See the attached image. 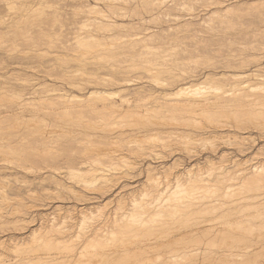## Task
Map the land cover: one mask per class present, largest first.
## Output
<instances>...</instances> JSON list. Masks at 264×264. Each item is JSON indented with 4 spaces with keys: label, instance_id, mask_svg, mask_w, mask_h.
I'll list each match as a JSON object with an SVG mask.
<instances>
[{
    "label": "bare ground",
    "instance_id": "6f19581e",
    "mask_svg": "<svg viewBox=\"0 0 264 264\" xmlns=\"http://www.w3.org/2000/svg\"><path fill=\"white\" fill-rule=\"evenodd\" d=\"M120 1L70 0L73 9L71 6L69 8L76 15L79 14L80 20L75 22L74 19L79 25L73 22L72 38L65 40V36H62V40L63 11H60L59 3L54 5L55 0H0V10L6 11L9 20L0 21V26H5L3 31L0 30V57L5 55L10 58L13 55L8 51H16L21 46L14 42L6 45L8 41L5 36L11 40L17 35L16 39L25 43L23 48L29 59L42 60L41 56H44L47 62L52 63V67L49 65L51 68L45 67L48 70L42 68L41 71V66L37 70L43 74V78H32L35 81L27 84L21 82L24 79L20 74L12 75L14 68L10 71L11 76L7 72L0 73V225L12 222L10 226L24 228V216L29 210L26 202L19 199L20 187L5 181L6 174L31 172L33 179L37 180L34 182L55 183L59 188L56 186L53 192L60 198H63L61 192L70 194V191L76 190L75 187L113 193L106 203L90 201L79 206L57 205L54 207L57 214L55 211L46 215L39 213L41 222L38 220L40 224L35 223V228L21 234L0 236V264H264V157L255 162H252L255 156L244 159L245 155L236 158L232 154L229 157L226 154L229 149L226 153L221 149L218 151L220 143L217 142L223 135L225 140H220L222 143L240 144V148L244 140L240 142L239 137L243 131L254 129L255 123L264 120V73L256 74L246 69L250 67L248 60L252 59L242 55L247 51L245 48H249L246 45L234 49H229V46L220 61L218 59L217 63L213 61V64L203 65V60L201 69L197 68V64L193 65L197 69L191 66L187 68L183 64L185 60L189 63L192 59H203L204 54L209 51L213 54L216 50L212 44L209 46V41L208 45L198 41L200 46L195 44L194 39L191 40L193 36L190 38L189 35L193 32L189 26L194 24V18L202 21L203 24H199L204 27L200 32L206 39L207 35H221L222 41L242 44L243 40H240L245 36L244 28L237 29L236 26L250 27L243 20L246 12L239 9L246 7L250 11V8L263 6L264 0H203L206 4L200 9L201 13L189 12L187 17L173 14L167 27L180 28L174 33L183 32V36H179V41L178 35H175L172 44V38L170 42V39L162 41L166 45L169 43L170 51L166 53L162 49L164 53L161 55L160 50L156 54L152 52L156 46H150L152 44L149 45L150 41L147 43L146 39L156 33L159 35V31H156L160 29L161 32L163 26H159L156 33L137 36L141 34L130 32L135 23L127 21V18L136 20L135 16H139L142 19L140 11L136 13L138 9L135 8L141 6L144 11L142 7L148 4L151 10L152 6H157L158 12H161L164 10L162 5L166 9L168 0H124L126 4L137 3L133 4L135 8L132 6L131 11ZM165 1L166 5L163 4ZM171 1L181 10L192 8L188 1L193 0ZM47 16H51V21H47ZM263 21L259 23L263 24ZM187 37L194 42L193 45L183 41ZM256 37L253 35L257 41ZM261 37L258 40H263ZM259 42L263 51L264 44ZM253 47L249 48L250 51L255 49L257 53L259 49ZM185 53L188 55L183 57ZM68 55L78 60L75 62L79 63V68L75 69L73 65L70 70L69 62L64 61L68 66H62V56ZM262 57L264 54L253 58L257 59L255 71L258 66L264 65V59L260 60ZM111 60H114L113 64ZM112 66L116 67L117 75L104 76L103 70ZM217 67L223 68V71L215 72ZM203 68H209V72ZM230 68L236 70L226 71ZM135 69L149 72L148 80L150 77L151 82L155 81L161 89H168L159 90L156 95L149 94V91V95L145 96L151 100L147 101L146 97L141 99L143 95L139 96L145 90L143 86L135 91L140 98H136L133 104L127 102L125 106L123 101H115L112 96L134 81L124 73ZM201 72L203 74L197 80ZM151 75L154 76L151 78ZM257 75L260 81L249 83L252 76ZM10 80L19 82L10 84ZM114 87L117 89L113 90ZM259 129L262 131L261 127ZM262 133L264 135V130ZM217 135L221 137L215 139ZM231 137L237 140L231 141ZM75 146L84 147L79 156L73 157V152L66 154ZM133 147L134 150L137 148L138 156L146 157L134 158L131 155V152L135 153L131 149ZM245 150L240 148L239 153ZM181 151L186 152V156L189 155L187 158L193 161L184 164L183 157L179 156ZM253 151L264 154L263 148ZM202 155L201 160L196 159ZM61 156H64L65 166L58 164L62 161H59ZM131 164L137 165V175L143 174L145 180L129 195L127 201L116 203L111 211H105L112 199L117 198L115 200L118 201L124 198L120 195L123 190L126 192L124 187L129 185L126 182L123 185H117L116 181L113 183L112 178L117 175L113 171L122 167L125 170ZM61 168L66 169L71 180L69 184L66 179L65 182L60 179ZM16 183L18 185V181ZM25 189L27 193L31 192ZM72 192L70 196L76 193ZM55 196L50 197L55 199ZM16 213L19 216H15ZM6 242L12 245L7 246ZM9 251L12 254H7Z\"/></svg>",
    "mask_w": 264,
    "mask_h": 264
},
{
    "label": "rangeland",
    "instance_id": "374dc122",
    "mask_svg": "<svg viewBox=\"0 0 264 264\" xmlns=\"http://www.w3.org/2000/svg\"><path fill=\"white\" fill-rule=\"evenodd\" d=\"M63 0H55V4L54 5H58V4H56V3H59V5L58 6H60V11L62 12H64V13H66V14H64L63 12H62V15H61V20H62V23H63V26H62V28H63V32H62V34H61V39L63 40L64 38H65V40L66 39H71L72 38V36H73V29H74V27H75V25H74V23L75 22H77L78 20H80V19H78L79 18V14H75L74 13V11L72 10L73 9V6L71 5V2H70V0H64L63 1V5L61 4V2H62ZM68 1V2H67ZM167 1V0H166ZM166 1L163 3V4H165L166 5ZM179 1H181V0H178V2ZM188 1V0H187ZM191 5V9H187V11H185V9L186 8H182V10L178 7H176V6H174L173 4L174 3H172V1L171 0H168L167 1V7H166V9H168L167 11H165L166 9H165V7H163V5H162V10L163 11H161V12H163V14L161 13V12H158V10H157V6H152V10H151V6L149 7V4L146 6V7H142L143 8V10L144 11H142V9H141V6L139 7V8H135L134 7V5L133 4H137V3H131V2H127V4H126V1H124V0H121L120 1V3H123V5L125 6V7H128V9L131 11V10H133L132 9V6H133V8H135L134 9V11H136V13L137 12H139L140 13V16L142 17V19H139L138 17L139 16H135V17H137L136 18V20L134 19V18H127V21H130V22H132V23H135V24H137L138 23V25H135L134 24V27L132 28V29H130V32H133L134 31V33H140L141 35H137V36H142V33L143 34H145V33H150V32H152V34H153V32L154 33H156V32H158L159 31V35H158V33H156L157 34V36H159L158 38H160V39H158V38H156L157 36H156V34L153 36H151L150 38H147L146 39V41H147V43L150 45V43L152 44V45H150V46H153V47H155L156 46V50H155V48H152V52L154 51L155 52V54H156V52H159L158 50H160V55L161 54H163L164 52H162V51H167V52H169L170 51V45H169V43L166 45V43H164V42H167V39H170V40H168L169 42L171 41V38L173 39V41H171V44L173 43V42H175V38H176V36L178 37V39L177 40H179L180 41V39L181 38H179V36L181 35V37L183 36V32L181 33V32H179L178 34H176V33H174L175 32V30H181L180 28L178 29H175V28H173V29H170V28H168L167 26H169L170 25V19L171 18H173L174 17V15L173 14H183L184 16L187 14V13H197V12H199V13H201L200 12V9H202V6H204V4H206V1H203V0H193V1H188ZM193 2V3H192ZM194 2H197V3H194ZM202 2H204L203 3V5H202ZM65 3H66V5H65ZM130 3V4H129ZM187 3V2H186ZM189 3H187V4H189ZM68 4V5H67ZM70 4V5H69ZM131 5V6H130ZM71 6V8H69ZM169 6V7H168ZM193 6H196V7H194L195 9H196V11H195V9H193ZM63 7H65V9H67V10H65ZM67 7V8H66ZM199 7V8H198ZM257 7V6H256ZM258 7H259V9H258ZM257 8H250V11H251V13H249L250 11L248 10L249 8H246V7H241L239 10H240V12H242L243 11V13H249V14H246L245 13V15H244V18H243V20H244V22H245V24L247 23L249 26L248 27H250V28H246L247 27V25H245V27H244V25L243 26H240L239 27V25L238 26H236L237 27V29L239 28H242V30H243V28H244V33H243V35H245V36H243V39H241L240 41H242V44H238V43H234V44H230V43H228L227 41H222V38L220 37L221 35H215V37H210V36H208L207 35V39H206V36H204V34L203 33H201L200 31H202L203 30V25H200L199 23H202V21H200V20H198L197 18H194V20H193V22H194V24L192 23V26H193V28H192V26L190 25L189 26V29L193 32V34H192V32H190V34H192V35H189L190 36V38H191V36H195V35H197L196 37H198V38H196V37H192V39L191 40H193L194 42H195V44L196 45H200V46H202L201 44H199V43H202L203 45H204V43H206L207 45L209 44V42H210V44H209V46L212 44V48H215V49H213V50H215L214 51V53L212 52L213 50H211V53H213V54H210V51L208 52V53H206V54H204L203 56H202V58L203 59H201L200 57H199V59H197L196 61H194L193 59H192V61H189V63H188V61L186 62V60L183 62V64H185L186 65V67L188 68V67H194V69H201L202 67H203V65H209V63H214L215 61V63H217L218 62V59H219V61L221 60V58H222V55L224 56L225 54H226V52L229 50V49H234V47H240V46H245L246 45V47H249V48H252L254 45V47L253 48H256V49H259V50H261V43L259 42V41H262V43L264 44V42H263V40H264V37H263V35H264V21H263V18H264V15H262V11L264 12V4H263V6L262 5H260V6H258ZM263 8V9H261V8ZM174 8V9H173ZM245 8V9H244ZM140 9V10H139ZM169 9H170V11H169ZM242 9V10H241ZM3 10V9H2ZM2 10H0V13H1V11ZM146 10H148V12L146 11ZM151 10V11H150ZM155 10V11H154ZM180 10V11H179ZM262 10V11H261ZM67 11V12H66ZM174 11H175V13H174ZM183 11V12H182ZM249 11V12H248ZM259 11H261V12H259ZM2 12H4V10L2 11ZM6 12V11H5ZM4 12V13H5ZM72 13V16H71V13ZM141 12H143V14L141 13ZM147 12V13H146ZM152 12V13H151ZM157 12V14H155ZM166 12H168L166 15H164V13H166ZM170 12V13H169ZM185 12V13H184ZM240 12H238V13H240ZM1 13L0 14V21H5V22H7V21H9V20H7L8 18V16L6 15L7 13ZM149 13H151V14H149ZM153 13H154V15H153ZM256 13V14H255ZM169 14H171V15H169ZM261 14V15H260ZM6 15V16H5ZM151 15H153V16H151ZM167 15H169V16H167ZM248 15H249V17H248ZM251 15V16H250ZM254 15V16H253ZM257 15V16H256ZM4 16V18H2L1 19V17H3ZM167 16V17H166ZM188 15H186V17H187ZM148 17H149V20H148ZM151 17V18H150ZM254 17V18H253ZM258 17L259 18V20L261 21H259L258 19L256 20V18ZM47 18V21H51L50 20V18H51V16L50 17H46ZM49 18V19H48ZM76 18V19H75ZM169 18V19H168ZM182 18H185V17H182ZM261 18V19H260ZM74 19H75V22H74ZM133 21H132V20ZM150 19H154V21L152 22V21H150ZM7 20V21H6ZM66 20V21H65ZM141 22V25H139V21ZM246 20H247V22H246ZM250 20V21H249ZM253 20H254V22H255V24L257 23V21H259L260 23H262V21H263V24H260L259 22H258V24H260V25H258V24H254V22H253ZM138 21V22H137ZM145 21V22H144ZM157 21V22H156ZM160 21V23H158ZM162 21V22H161ZM200 21V22H199ZM65 22V23H64ZM74 22V23H73ZM137 22V23H136ZM164 22V23H163ZM249 22H251V23H249ZM159 25H158V24ZM76 25H79L78 23H75ZM155 24H157V25H155ZM165 24H166V27L169 29V31H168V29H166L165 30V28H164V26H165ZM203 24V23H202ZM155 25V26H154ZM251 25V26H250ZM137 26V27H136ZM146 26V27H145ZM157 26V27H156ZM159 26H163L162 28L163 29H161V32L162 31H164L165 32V34H163L164 32H160V27ZM194 26H195V31H194ZM199 26V27H198ZM203 26V27H202ZM254 26V27H253ZM5 26H3V27H1L0 26V30H2L3 28H4ZM140 27H142V29H140ZM146 29H145V28ZM150 27H152V29L150 28ZM251 27L253 28V29H251ZM73 28V29H72ZM137 28V29H136ZM139 28V29H138ZM151 29V30H148V29ZM156 28V29H155ZM68 29V30H67ZM143 29H145L144 31H143ZM157 29H159V30H157ZM199 29V32H197V30ZM249 29V30H248ZM255 29V30H254ZM260 31H262L263 30V32H260ZM138 30V31H137ZM148 30V31H147ZM157 30V31H156ZM258 30V31H257ZM3 31V30H2ZM146 31V32H145ZM156 31V32H155ZM168 31V32H167ZM170 31H171V33H170ZM254 31V32H253ZM166 32L168 33V35H166ZM177 32V31H176ZM259 34H258V33ZM70 33V34H69ZM196 33V34H195ZM250 33H252L251 35H250ZM151 34V33H150ZM170 34H172V35H170ZM201 34V35H200ZM249 34V35H248ZM263 34V35H262ZM2 35V34H1ZM15 35V34H14ZM163 37H162V36ZM166 35V36H165ZM176 35V36H175ZM253 35H254V37H256L257 38V41L255 40V38H253ZM256 35V36H255ZM5 36V34H3V36L2 37H4ZM62 36L64 37V38H62ZM156 36V37H155ZM162 38H161V37ZM172 36V37H171ZM175 36V37H174ZM200 36H201V38H200ZM247 36V37H246ZM260 36H262L260 39H263V40H258L259 39V37ZM12 37V36H11ZM18 36L17 35H15V36H13L12 37V41L11 40H9V38L10 37H4L6 40H5V43H6V45L7 44H9L10 45V43H18V44H20L21 46L18 48V49H16V51H14V49L13 50H10V51H8L9 53H12V55L13 56H11L10 58H7L5 55H4V59L2 58V57H0V58H2V59H0L1 61H0V73H3V74H5L6 72L11 76V73H10V71H12V69L14 68V70L12 71V75H14V74H20V76L24 79L23 81H21L23 84H27V83H29V82H32V81H35V79H32V78H43V74L39 71H37V70H39L40 69V66H41V71H42V68H44L45 70H48L47 68H51L52 67V63L50 62H47V57H44V56H41V57H43L42 58V60L41 59H29L28 58V56L26 55L27 53H25L26 52V49H24L23 48V45H25V43L24 42H21L20 40H18V39H16ZM153 37L155 38V39H153ZM165 37H167V38H165ZM170 37V38H169ZM204 39H203V38ZM209 37H210V40H209ZM249 37V38H248ZM252 39H251V38ZM164 38V39H163ZM190 38H186V40L184 39L183 41H188V42H186L187 44H192L193 45V41H191L190 40ZM213 38H214V41H213ZM218 39V40H215V39ZM219 38H220V40H219ZM245 38V39H244ZM152 39V40H151ZM156 39H158L157 41H156ZM187 39H189V40H187ZM200 39V40H199ZM212 39V40H211ZM254 39V40H253ZM17 42H16V41ZM159 40H161V42H159ZM164 40H166V41H164ZM196 40H197V42H196ZM203 42H202V41ZM205 40H207V41H205ZM246 40V41H245ZM252 42H251V41ZM72 41H73V39H72ZM155 41V42H154ZM162 41H164V42H162ZM198 41H199V43H198ZM209 41V42H208ZM255 41V42H254ZM64 42V41H63ZM154 44H153V43ZM158 42V43H157ZM193 42V43H192ZM217 42V43H216ZM248 42H250V43H253V44H251L252 46L250 47L249 45H250V43H248ZM258 42V43H257ZM67 43H70V42H67ZM158 45H157V44ZM159 43H161L162 45H160ZM163 43H164V47H162L163 46ZM213 43H216V45H213ZM243 43H246V44H243ZM248 43V44H247ZM257 43V44H256ZM259 43H260V46H259ZM194 44V45H195ZM205 44V45H206ZM223 44H225V45H223ZM226 44H227V46H226ZM221 45H222V47L224 48H221ZM239 45V46H238ZM256 45L258 46V47H256ZM158 46H160L159 48H158ZM167 46H169V47H167ZM215 46V47H214ZM225 46V47H224ZM229 46H230V48H229ZM162 47V48H161ZM221 49V51H219L220 49ZM227 47V48H226ZM264 46H262V48H263ZM158 48V49H157ZM165 48V49H164ZM166 48H168V49H166ZM229 48V49H228ZM249 48H245V50H247V51H245V52H243V56H247L246 58L247 59H250V57L252 58L251 60H253V58L255 59L256 57H257V55L259 54V56H263V54H264V49H263V51L261 50V51H259V50H257V53H256V50L255 49H251V51H250V49ZM21 49V50H20ZM163 49V50H162ZM225 49L227 50L226 52H225ZM236 49V48H235ZM162 50V51H161ZM28 51V50H27ZM253 51V52H252ZM16 53V54H14V53ZM21 52H22V54H21ZM64 52H66V51H64ZM166 52V53H167ZM174 52V51H173ZM181 52V51H180ZM222 52V53H221ZM240 52V51H239ZM251 54H250V53ZM217 53V54H216ZM224 53V54H223ZM263 53V54H262ZM19 54H21L20 56H19ZM23 54H24V56H23ZM181 54V53H180ZM209 54H210V56H212V57H210L209 56ZM216 54V55H215ZM221 56H220V55ZM253 54H254V57H252L253 56ZM18 55V56H17ZM188 55V53H185L184 55H183V57L184 56H187ZM205 55H207V56H205ZM249 55V56H248ZM251 55V56H250ZM17 56V57H16ZM72 55H68V57H64V56H62V60H61V62H69V64H70V66L72 67L73 65H74V68L75 67H77V68H79L78 67V65H79V63L78 62H75V61H78V60H74V58L73 57H71ZM204 56L205 57H209V59L207 60V58H204ZM219 56V58H217V57ZM256 56V57H255ZM15 57V58H14ZM71 57V58H70ZM213 57H215L214 59L215 60H213ZM14 58V59H13ZM40 58V57H39ZM210 58H212L211 60H210ZM11 59V60H10ZM16 59V60H15ZM46 59V60H45ZM68 59V60H67ZM263 59H264V57H262V58H260V60L261 61H263ZM3 60V61H2ZM8 60H10V61H8ZM40 60V61H39ZM70 60V61H69ZM203 60L205 61L204 63H202L203 62ZM251 60L249 61L248 60V62L250 63V67H247L246 69H248V70H252L251 72H254V73H256V74H262L263 75V73H264V65H261V66H258L257 67V71H255V69H256V67L254 66V64L255 63H257V59L256 60H253V62H251ZM7 61H8V63H7ZM16 61V62H15ZM26 61L28 62V63H26ZM72 61V62H71ZM193 61H194V63H193ZM198 61H200V66L198 65L199 64V62ZM209 61H211V62H209ZM214 61V62H213ZM256 61V62H255ZM18 62V64H16ZM20 62V63H19ZM24 62V63H23ZM30 62V63H29ZM47 62V63H46ZM63 62V64H62V66H64V63ZM14 63V64H13ZM22 63V64H21ZM45 63H46V65H45ZM111 63L113 64L114 63V60H111ZM187 63V64H186ZM24 64V65H23ZM27 64V65H26ZM42 64V65H41ZM194 64H197V68H196V65L195 66H193ZM49 65L51 66V67H49ZM187 65H189V66H187ZM215 65V64H214ZM1 66L2 67H4V69L2 68L1 69ZM30 66H35L34 68H37V69H35V70H32V69H34V68H31ZM68 65L67 64H65V66L64 67H67ZM45 67H47V68H45ZM190 67V68H191ZM201 67V68H200ZM77 68H75V69H77ZM114 68H116V67H110L109 69H107V68H105V70H103L104 72V74H106V75H104V76H108V77H112L113 75H117V70L116 69H114ZM20 71V72H17V73H15L14 71ZM69 69L71 70V69H73V67L72 68H70L69 67ZM204 69V71L206 72H209L208 70H209V68H203ZM214 69V68H213ZM221 69V70H220ZM238 69H243V68H238ZM108 70H109V72H108ZM144 70H146V67H145V69ZM143 69H135V70H133V71H128V72H125L124 73V75L126 76V77H131L134 81H133V83H130V84H128L127 83V85L124 87V88H122L121 89V92L120 93H118L116 96H112L113 98H114V100L115 101H117V102H121V101H123V104L126 106V104H127V102H128V104H133V101L137 98V100H139V96H141V95H143V96H141V99L142 98H144V97H146L147 98V96L149 95V94H153V95H156L157 94V92L159 91V90H167L168 88H164V89H161L162 87H160V85L159 84H157V83H155V81H152L151 82V80L152 79H150V77H149V80H148V76H150L149 75V72H147V71H145V72H143L144 71ZM236 69L235 68H233V69H229V70H226V71H228V72H232V71H235ZM204 71H202V72H204ZM214 71L215 72H222L223 71V68H221V67H217V68H215L214 69ZM73 72V71H72ZM200 73L201 75L199 76V77H197L196 79L197 80H199V78H201V76H202V74L203 73ZM108 73H110V74H108ZM113 73V74H112ZM7 74V75H8ZM8 75V76H9ZM111 75V76H110ZM148 75V76H147ZM14 76H16V75H14ZM136 76H138V77H136ZM141 76V77H140ZM143 76H145L143 79H142V77ZM154 76V75H153ZM152 75H151V78L153 77ZM258 76V77H257ZM257 76H252V79L250 80V82L249 83H257V80L258 79H260L259 78V75H257ZM28 78V79H27ZM145 78H146V80H145ZM141 79V80H140ZM223 79V78H222ZM4 79H2L1 80V82L3 81ZM31 80V81H30ZM143 80V81H142ZM148 80V81H147ZM200 80H203V78L202 79H200ZM230 80V79H229ZM25 81V82H24ZM141 81V82H140ZM230 81H232V79L230 80ZM230 81H229V83H230ZM258 81H260V80H258ZM10 84H14V82L15 83H18L19 82V80L18 81H15V80H13V82H12V80H10ZM154 82V83H153ZM21 83V84H22ZM140 83H142V84H140ZM148 83V84H147ZM254 83V84H255ZM125 84V83H124ZM144 84V85H143ZM151 84H152V86H151ZM143 86H145V87H143ZM151 88H150V87ZM140 87H143V89H148L147 91H143L142 93H140L139 94V96H137L136 94H135V91L136 90H138V88L139 89H141ZM149 87V88H148ZM137 88V89H136ZM113 90L114 89H117L116 87H114V88H112ZM142 89V90H143ZM152 91H151V90ZM149 91H150V93H149ZM156 92V93H155ZM149 93V94H148ZM155 93V94H154ZM145 95H147V96H145ZM139 97V98H138ZM122 98V99H121ZM120 99V100H119ZM129 101H128V100ZM148 100L147 101H149V100H151L150 98H147ZM126 102H125V101ZM130 101H131V103H130ZM135 102V101H134ZM126 103V104H125ZM135 104V103H134ZM262 119V118H261ZM264 120L262 119V120H259V123H255V125H254V129L253 128H251L252 129V131H251V129H249V130H245V131H243V134L242 135H244V136H240L239 137V141L241 142L242 140H244V141H242L243 143H241V147L240 148H242V149H247V150H245L244 151V153H239V149L240 148H238L239 146H240V144H228V143H222V141H224L225 140V138H222L223 137V135H217V137L215 136V139H219V137H221V139H219L217 142H219L220 144H219V148H218V151L221 149V150H224V152L226 153V151H227V149H229L228 151H227V155L229 156V157H232V156H235L236 158H240L241 156H242V158L244 157V155H245V157H244V159L245 158H249L250 156H255V158H254V160L252 161V162H255V161H257V160H260V159H262L263 157H264V154L261 152V153H254V151L253 150H258V149H260V148H263L264 149V135H263V133H262V131L264 130V123L262 124V122H263ZM258 126H260L261 127V129H262V131H259L260 129V127H258ZM257 127V128H256ZM259 131V133H258V131ZM256 130V131H255ZM245 132V133H244ZM250 134V135H249ZM231 136V135H230ZM232 138V137H231ZM231 138H230V140H231ZM244 138V139H243ZM224 139V140H223ZM235 139V138H234ZM233 138H232V140L231 141H233L234 140ZM242 139V140H241ZM220 140H222V141H220ZM235 140H237V138L235 139ZM252 140H253V142H252ZM255 140V141H254ZM222 143V144H221ZM252 143V144H251ZM262 143V144H261ZM225 146H224V145ZM247 144V145H246ZM260 144V145H259ZM234 145H236V146H234ZM253 145V146H252ZM258 145H259V147H258ZM227 146V147H226ZM242 146H245V147H242ZM248 146V147H247ZM82 147L83 146H75L74 148H73V150H69L66 154H71L72 152V156L73 157H77V156H79L81 153H80V150L82 149ZM256 147V148H255ZM84 148V147H83ZM209 148V147H208ZM223 148V149H222ZM237 150H236V149ZM132 150H134V147L133 148H131ZM137 149V148H136ZM136 149L134 150L135 151V153L136 152H138V151H136ZM211 149V148H210ZM63 150H65V149H63ZM182 152V153H181ZM180 152V154H179V156H181V158H182V160H183V162H184V164H187V163H189V162H191V160L193 161V159L192 158H187L189 155H187L186 156V152H184L183 153V151H181ZM233 152V153H232ZM61 153H63V151L61 152ZM75 153V154H74ZM134 152H131V155L135 158L136 157V159H141L142 157H146L145 155H140V156H138L137 155V153L135 154ZM239 153V154H238ZM252 153V154H251ZM74 154V155H73ZM134 154V155H133ZM233 154V155H232ZM64 156H65V154H63ZM137 155V156H136ZM232 155V156H231ZM64 156H61L60 157V159H59V161H61V162H58V164H59V166H65L66 164H64ZM67 156H65V158H66ZM138 157V158H137ZM203 157V155L202 156H200V157H198V158H196V159H200L201 160V158ZM227 157V156H226ZM234 157V158H235ZM257 157V158H256ZM228 158V157H227ZM188 159V160H187ZM195 160V159H194ZM172 161V160H171ZM171 161H169V162H171ZM0 163H2V162H0ZM63 165H62V164ZM226 163V162H225ZM248 164L250 163V162H247ZM227 164V163H226ZM228 166H229V162H228ZM177 168H181V166H178ZM61 169H62V171H61ZM60 169V171L62 172H60L59 174H60V179H62V181L63 182H65V181H67V183L68 182H70L71 180H69L68 179V175L66 174V169L64 168V170H63V168H61ZM120 168H118V169H115L113 172H115V173H117V175H115L112 179H114L113 180V183H116L117 182V185L118 184H121V185H123V184H125V182L126 183H128L129 185L128 186H125L124 187V189H126V192H124L125 190H123L122 192V195H120V196H123L124 198H122V199H120V200H118V201H116L117 200V198H115V199H112V201L111 202H109L108 204H109V206H108V204H107V208L105 207V211H111V209H112V207H114V205L116 204V203H123V201H127V198L128 197H130L129 195L132 193V192H134V191H136L137 190V188L139 187V185L141 184V182H143L144 180H145V177H144V175L143 174H140V175H137V172H138V168H137V165L136 164H131L130 166H128V167H126L125 168V170H124V168L122 167L121 168V170H119ZM118 170V171H117ZM122 170H124L123 172H122ZM54 171V170H53ZM173 171H176V168H173ZM55 173L57 172V170H55L54 171ZM120 172H122V173H120ZM23 174H17V173H12V175H10V174H6L5 175V177H6V179H5V181H10V182H8L10 185H13V186H19L17 189L19 190H17L18 191V194L20 193L21 194V196H20V194H19V197H21V198H19L20 199V201L21 202H23V203H25L26 205V208L27 209H29V210H26V215L24 216L26 219H25V221H23V225H24V228H19V227H17V228H15L14 226L12 227V226H10V225H12L10 222H5L4 224H2V225H0V236H6V235H9V234H21L22 232L23 233H25V232H27V231H29L30 230V228H35L36 227V224H40V222H41V219H39L40 218V215H39V213L41 212L43 215H46V213H51V212H54L55 211V208H56V206L57 205H60V206H63V207H70L72 204L73 205H78L79 206V204L81 205V204H85L86 202H90V201H93V202H98V203H106V201H110V198L112 197V194L113 193H109V192H101V193H98V191L96 190V189H89L88 190V188H86V189H84L83 187L82 188H77V187H75L76 188V190H73L74 192L76 191V193H74V192H72V191H70V194H71V192H72V194H73V196L71 195L70 196V194H69V192H61L60 194H61V197H63V198H60V195H56L55 196V193L53 192V189H56L58 186L55 184V183H53V182H50V181H44V182H41V184L39 183V182H34V181H37L36 179H33V176H32V174H31V172L29 173V172H26V171H23L22 172ZM30 174V175H29ZM24 177H23V176ZM32 176V177H31ZM16 178V179H15ZM22 178V179H21ZM28 178V179H27ZM117 180H116V179ZM31 179V180H30ZM66 179V180H65ZM16 180V181H15ZM20 180H21V183H20ZM28 180H30L29 182H28ZM65 180V181H64ZM12 181V182H11ZM14 181V182H13ZM18 181V185H17V182ZM116 181V182H115ZM119 181V182H118ZM25 182H27V183H29V184H27V183H25ZM49 182V183H48ZM16 185H15V184ZM25 184V188H28V189H30L29 191H31V192H28L27 193V189H25L23 186H24V184ZM43 183V184H42ZM46 185H45V184ZM19 184H21V185H19ZM22 184H23V186H22ZM31 184V185H30ZM38 184V185H37ZM54 184H55V186H54ZM69 184V183H68ZM134 185H135V187H134ZM26 186H28V187H26ZM40 186V187H39ZM54 186V187H53ZM57 186V187H56ZM136 188L135 190H133V191H131V189H133V188ZM23 190H22V189ZM59 188V187H58ZM73 188H74V185H73ZM41 191H39V190ZM42 189H46L45 191L44 190H42ZM48 189V190H47ZM77 189H79V190H81L82 192V194L81 193H78V191L79 190H77ZM87 192H86V191ZM26 191V192H25ZM45 192V193H44ZM50 192V193H49ZM92 192V193H91ZM97 192V193H96ZM35 193H39V194H35ZM49 193V194H48ZM85 195H84V194ZM27 194H28V196H27ZM31 196H30V195ZM41 194V195H40ZM45 194H47L46 196H47V198H49V199H47L46 198V196H45ZM66 194H67V196H66ZM77 194H79L80 196L78 197V195ZM88 194H90L89 196H88ZM100 194V195H99ZM35 195H36V198H35ZM45 197H44V196ZM48 195H52V196H55V199L53 198V197H48ZM83 195V196H82ZM111 195V196H110ZM97 196V197H96ZM119 196V197H120ZM32 197V198H31ZM39 197H40V199H39ZM59 197V198H58ZM68 197V198H67ZM83 197V198H82ZM87 197H92V198H87ZM108 197V198H107ZM51 198V199H50ZM58 198V199H57ZM74 198V199H73ZM46 199V200H45ZM63 199V200H62ZM82 199H83V201H82ZM45 200V201H44ZM29 201V202H28ZM52 201V202H51ZM40 202H42V203H40ZM29 203V205L28 206H30L32 203L34 204V205H32V206H30V207H28L27 206V204ZM31 203V204H30ZM36 203V204H35ZM61 203H62V205H61ZM43 204H47L46 206H43ZM37 205H40V206H37ZM36 206V207H35ZM55 207V208H54ZM24 209H25V207H24ZM110 209V210H109ZM31 211V212H30ZM34 211V212H33ZM38 212V213H37ZM33 213V214H32ZM54 213H58V211H55ZM32 214V215H31ZM34 214H35V216H34ZM50 215H52V214H50ZM15 216H19V214L18 213H16L15 214ZM38 216H39V218H38ZM10 218H14V217H10ZM29 219V221H27L28 219ZM33 219V220H32ZM11 220V219H10ZM38 220H40V222L38 221ZM24 222H25V224H24ZM38 222V223H37ZM10 223V224H9ZM28 223V224H27ZM36 223V224H35ZM35 225V226H34ZM37 225V226H38ZM12 227V228H11ZM21 229V230H19V229ZM14 229H16V230H14ZM5 245H7V246H10V245H12V243L11 242H6V244ZM7 254H12V252L11 251H9V252H7ZM6 253H5V255H7ZM9 257H11V256H9Z\"/></svg>",
    "mask_w": 264,
    "mask_h": 264
}]
</instances>
